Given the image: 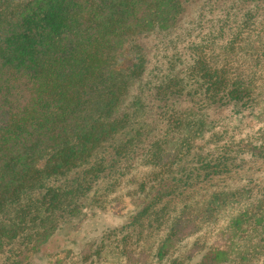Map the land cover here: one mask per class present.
<instances>
[{"label": "trees", "instance_id": "1", "mask_svg": "<svg viewBox=\"0 0 264 264\" xmlns=\"http://www.w3.org/2000/svg\"><path fill=\"white\" fill-rule=\"evenodd\" d=\"M195 1L0 0V264H62L45 255L59 230L73 264L139 254L152 218L151 264H264V215L220 247L190 240L204 203L177 206L264 161V125L243 122L264 95V0ZM126 177L128 224L79 248L80 222L122 214Z\"/></svg>", "mask_w": 264, "mask_h": 264}, {"label": "rangeland", "instance_id": "2", "mask_svg": "<svg viewBox=\"0 0 264 264\" xmlns=\"http://www.w3.org/2000/svg\"><path fill=\"white\" fill-rule=\"evenodd\" d=\"M198 1L196 0L195 2L198 3ZM195 6V4L191 5L188 10L189 13H192ZM119 61L120 68H126L133 62L129 53L128 44L120 51ZM262 92H264V89ZM260 108V117L259 115H255L250 119H244L243 122H245L246 125L249 123L251 127L264 125V95L260 98ZM245 127L246 126L243 127V130ZM146 171L147 168L144 167L139 168L136 172L134 171V179L137 180L141 174ZM251 172L249 171L246 176L241 172L243 176H240V174H231L217 178L210 184L196 187V189H190L185 194L184 201L177 202L178 207L183 203H193L196 206L204 203L206 205V211L210 212V215H212L210 216L211 219H204L196 235L190 237L191 241L194 242L196 239H199V241L209 240V243L224 247L229 243V238L232 237L234 232L233 229H236V224L239 222L240 228L244 227L247 214L252 217H254V215H264V161L259 160L257 163H253ZM130 179L131 177L123 179L120 186L116 188L113 193V197L121 198L122 202H119L120 205L123 204L121 207L122 214H120V216L104 217L102 221L88 219L89 222L87 224H85V221L80 222V228L82 229H78V232L74 234L79 248L81 247L85 249V251H89L90 247L95 245V243L93 244V239L96 241L95 235L97 232H99V236H101V229L106 231L112 228H120L122 225L128 224L129 221L126 219V212L134 209V201L129 193L133 189ZM178 200L179 198L177 201ZM152 219V221H148L147 219L141 220L136 226V229L142 232L140 238L142 245L140 248L138 247L135 249L139 254L134 252L133 248L124 258L106 243L101 256L99 258H88L85 264H151L150 251L147 250V248H149L159 236H164L163 225L161 224V227L156 225L157 223L154 222V218ZM148 222L151 225H149ZM92 225H94L96 229L100 227L99 230H95L94 233L91 228ZM65 233L66 231H56V234H58L57 240L59 242L57 241V245L53 248L45 250V255L50 256L49 262L55 259L61 261L62 264H73V260L71 261V258H68V256H70L68 252L71 250V246L64 242L65 238H68L69 233ZM82 238L84 239L81 240ZM71 243L74 245L73 242ZM50 251L52 252L51 254H49ZM44 261V258L39 257L37 264H45L46 262Z\"/></svg>", "mask_w": 264, "mask_h": 264}]
</instances>
